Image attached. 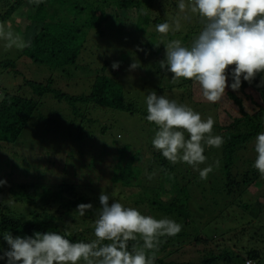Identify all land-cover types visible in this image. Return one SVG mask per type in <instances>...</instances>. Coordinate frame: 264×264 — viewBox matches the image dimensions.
<instances>
[{"label":"trees","instance_id":"obj_1","mask_svg":"<svg viewBox=\"0 0 264 264\" xmlns=\"http://www.w3.org/2000/svg\"><path fill=\"white\" fill-rule=\"evenodd\" d=\"M175 3V0H40L39 3L37 0H0V24L8 26L17 20L24 25L16 34L28 42L24 52L27 59L36 64L50 61H57L60 66L75 64L82 52L86 55L90 48H87L88 37L92 38L93 50H102L107 56L103 50L109 52L122 33L145 36L148 45L144 50L150 49L154 59L149 69L155 76L151 91L191 107L193 111L200 109L202 119L211 116L216 122L212 134L224 138L223 145L218 149L205 147L207 160L200 168L219 161V167H214L206 180H201L199 172L187 164H172L158 151L149 148L151 157L159 160L158 174L152 179L154 181L144 183L142 171L133 166L135 161H141L140 154L125 160L129 150L125 146L116 150L117 161L111 170L112 186L97 187L89 183L88 187L81 188L79 183L83 181L84 174L91 171L95 163L93 159L90 165L83 162L85 154L82 146L91 144L96 134L104 139L110 128L107 124H100V130L96 132L94 123L97 121L89 118V109L129 115L139 111L137 105L128 99L120 69L113 71L105 59L88 76V93L79 95H68L53 89L52 78L48 79L46 88L33 81H23L29 85L30 96L21 93L24 87L19 84L13 85V89L0 86V94L3 95L0 100V173L4 172L3 166L9 169L21 166L31 169L33 177L38 180L35 183H14L12 170L8 179L0 176V180L6 181L0 186V233L9 232L14 238H24L37 232H67L66 238L72 242H89L94 239V222L101 207L98 198L105 193L111 194L113 201L133 207L141 214L156 219L173 216L182 225L181 232L176 236L161 238L155 250V264H192L190 261L194 259L200 260L199 264H264V196L260 201L258 191L251 197L253 202L242 201V195L251 190V185L258 184L260 175L254 172L249 178L248 172L241 169L243 161L254 160V147H248L254 144L256 135L264 131V74H258L251 82H242L238 91L226 89V94L215 104L202 97L199 85L193 81L181 80L174 84L167 66L160 67L165 60L167 44L180 40L183 46H190L205 23L202 19L197 20L192 34L175 31L177 21L172 26L168 18L175 13ZM66 14L72 17L69 21L64 20ZM178 18L183 23L186 21L182 15ZM161 23H168L172 28L167 36L156 31V26ZM183 26L188 29L187 22ZM233 67L229 66V69ZM8 69L12 70L14 78H18L19 72L13 68V62L0 59V71L8 72ZM44 94L51 95L58 102L65 101L70 109L69 117L65 118L60 113L56 119L35 115ZM53 125L55 129L66 130V136H52L56 131L52 130ZM154 127L153 134L157 131ZM25 131L33 136L42 132L41 139L37 141L36 137L33 144L40 149H49L47 155L31 149L24 154L25 150L21 151V148L13 150L12 156L8 154L13 145L24 146L20 138ZM46 139L51 143L44 146ZM102 146L106 147V143ZM74 152L80 155L76 156ZM99 152L104 154L105 151L102 148ZM3 156L5 160H2ZM17 157L19 165L15 163ZM58 158L60 168L55 164ZM70 166L74 168L69 171ZM192 188L201 191L202 201L197 203L192 200L195 198ZM223 197L230 199V204H236L241 213L236 212L238 219L233 217V221L226 226L225 219L219 220L225 229L219 232V236L207 238L200 226L207 232L216 229L213 227L217 221L214 214L217 212L223 216L228 210L223 204ZM89 203L92 209L80 216L77 206ZM202 207L207 209L206 215L210 214L211 223L204 213H200L204 210ZM235 222L240 225L245 222V226L238 229L234 226ZM222 232L234 234L238 246H229ZM0 242V249L7 251L8 245L2 236ZM128 245L131 251L133 245L142 246V240L129 241ZM2 262L5 264V261Z\"/></svg>","mask_w":264,"mask_h":264},{"label":"clouds","instance_id":"obj_2","mask_svg":"<svg viewBox=\"0 0 264 264\" xmlns=\"http://www.w3.org/2000/svg\"><path fill=\"white\" fill-rule=\"evenodd\" d=\"M40 0H37L39 3ZM190 6L205 23L202 31L190 46L172 40L166 46L165 60L174 84L181 80L199 85L202 97L212 103L220 101L226 89L238 91L242 82H251L264 74V0H178L181 12ZM176 30L179 25L175 26ZM172 30L168 23L156 26L162 36ZM0 40L6 48L23 49L28 46L21 35L0 24ZM234 65L229 69V66ZM133 63L131 69L137 68ZM119 68L114 62L112 69ZM3 95L0 94V100ZM146 121L157 128L152 147L172 164L184 163L199 172L206 180L219 161L205 164V147L220 148L224 138L213 135L215 120L202 119L200 113L180 105L167 96H157L150 91L146 96ZM256 159L253 167L264 177V131L255 137ZM6 184L0 180V186ZM100 208L94 222V239L89 242H72L68 233L49 231L34 233L31 237H13L9 232L0 233L8 250L0 249V261L5 264H155V250L162 237H174L182 225L171 218L156 219L141 214L133 207L113 201L111 194L99 195ZM112 201L109 203V201ZM92 204H80V216L92 209ZM142 240V246H132L129 241ZM152 254L149 255L148 253Z\"/></svg>","mask_w":264,"mask_h":264},{"label":"rangeland","instance_id":"obj_3","mask_svg":"<svg viewBox=\"0 0 264 264\" xmlns=\"http://www.w3.org/2000/svg\"><path fill=\"white\" fill-rule=\"evenodd\" d=\"M175 13L173 14V17L168 16L169 20L171 21V25L173 26L174 21L176 20L179 29L178 31L175 29V31L183 34V33H191V30L195 27V23L197 20H201V18L194 13H191L190 6L186 7V10L184 12H181L178 8V0H175ZM186 5H190V0H185ZM157 12V10H156ZM184 17L187 22L188 29L185 30L186 26H183V22L178 17ZM73 16V15H72ZM71 15L66 14L64 17V20H70ZM88 20V19H87ZM175 21V22H176ZM184 21V19H183ZM181 23V25L179 24ZM20 24V25H19ZM197 26V24H196ZM10 28V30L16 34L18 29L24 28V25L19 21L16 20L13 24H8L6 26ZM150 31H153L150 29ZM185 33V34H186ZM91 40L92 38L88 37L87 39V48H89L88 52H85L79 56L78 60L75 64L66 65V66H60L57 61H50L48 63L44 64H36L32 62L31 60L27 59V55L24 52L23 49H16V48H6L5 42L0 40V59L5 58L13 62V68L19 72L17 74L18 78H14L12 74V70L8 69V72H1L0 71V86L13 89V85L21 86L23 89L21 90V93L30 96V89L28 84H24L23 81H33L44 88L47 87L48 79L52 78L53 83V89H56L57 91H62L63 93H66L68 95H79V94H85L88 93L89 88L86 85L88 82V76L92 74L93 71H95L99 66H101L105 59H107V63L109 66H112L114 62L119 63V69H120V75L124 77V86L128 93V99L133 101L139 111L135 115H129L124 112H117L110 113L105 110H99L91 108L89 109L90 114L89 118L97 121L94 123L95 131L98 132L99 125L100 124H107V127L109 128L107 133L105 134L104 139L100 138L98 134H96L95 139L92 141L91 144L83 145L82 152H84L85 156H82V160L86 165H90V161L93 159L95 160V163L93 164V167L90 168L91 171H87V173L84 174V179L79 184L81 188L88 187L89 183L96 185L97 187H105L110 186L112 184L111 178H112V167L115 165L116 150L118 148L122 149L125 146L129 147V150L126 154L125 160L128 158H131L132 156L136 155L137 153L141 156V161H135L133 166L138 167L142 171V177L144 179V183H150L156 178L158 174V162L159 160L157 158L151 157V153L148 151L149 148H153L152 144L150 143V139L154 137L155 134L153 131V128L155 129L154 125L146 121L145 117L147 115L146 112V96L151 91V88L153 86V81L155 76L151 73V70H149L154 63V59H152V54L150 49L147 51L144 50V47L148 45L145 41H148L145 36H139L137 37L136 34H133V36H127V33H122L117 37L118 43L112 47L109 52L104 51V53L107 55H103L102 50H93V45L91 46ZM95 44V43H94ZM151 47V46H150ZM166 52V48H165ZM103 55V56H102ZM136 63L138 65L137 68L131 69L130 65ZM12 69V68H11ZM113 71H117L113 70ZM23 83V84H22ZM43 96L39 100V107L35 115H42L44 118L48 119H56L57 114L60 113L65 118L69 117L70 109L69 106L66 104L65 101L58 102L57 100L53 99L51 95ZM32 96V95H31ZM161 96V95H160ZM36 95L34 96V98ZM129 100V101H130ZM191 108V107H190ZM141 112V114H139ZM196 112V111H195ZM198 113L202 116V111L200 109L197 110ZM55 129V126L53 125L52 130ZM54 134L52 136L56 137H65V131L61 129H55ZM37 136H33L29 134L28 132H24L20 138V141L24 144L23 147H20L18 145H13V147L8 149V154L13 155V150H18L21 148V151L24 154L28 150H32L35 153L42 152L41 155L45 156L46 153L50 151L49 149H46V147H43L44 149H40L35 144V138L37 141L41 139L40 137L43 136L42 132H36ZM106 138V139H105ZM69 142V141H68ZM34 143V144H33ZM51 143V140L46 139L44 146ZM71 143V142H69ZM103 143H106V147L102 146ZM113 144L112 146L110 145ZM65 144V142H64ZM67 144V143H66ZM22 145V144H21ZM68 145V144H67ZM31 146V147H30ZM207 147V146H206ZM254 144H250L248 148H253ZM102 148L104 149V154H100L99 151H102ZM23 149V150H22ZM79 150V148H77ZM41 150V151H40ZM45 150L46 152H43ZM76 150V149H75ZM154 152L156 150L153 149ZM76 154V156H79L80 154ZM95 155V156H94ZM253 159L251 161H243L241 164L242 171L248 172L249 178L252 177L254 172L258 174V171L253 167L254 161L256 159V153L252 154ZM16 158V157H13ZM6 157L3 156L2 160H5ZM60 158L57 159L55 162L56 167L60 168L59 165H61V162L59 161ZM17 162H15L17 165L20 164V159L17 157ZM70 160V159H68ZM14 162V161H13ZM3 166V165H2ZM71 167V166H70ZM69 167V171L72 170L74 167ZM4 172L0 173V176L8 179V176L11 174L12 170V179L14 183H35L38 182L37 177H33V172L31 169H24L21 166H17V168L13 167L9 169L8 167H4ZM2 168V169H3ZM3 171V170H1ZM10 174L8 175V173ZM260 175V174H258ZM260 180L258 181V184L254 183L251 185V190L247 191L244 195H242V201L244 202H253L251 197L253 198L254 195H256L259 191L260 196L259 200L263 201L264 196V177L260 175ZM74 183H77L76 181H73ZM90 184V185H91ZM112 186V185H111ZM194 192V199L195 202L202 201V193L199 189L192 188ZM256 193V194H255ZM223 204L225 205L228 210L226 211V215H220L216 212L214 215L216 216L215 219L217 221L214 222V226L216 229H211V231L207 232L206 229L201 227V230L205 233L207 238H214L216 236L220 235V231L222 229H225L219 222V220H226V223L224 226H226L228 223L233 221V217H236V212L241 213L239 207H237L236 204H230V199L223 197ZM122 202H126L123 199H120ZM233 201V200H232ZM204 210H201L200 213H204V217L210 221L211 223V217L210 214L206 215L207 209L205 207H202ZM215 210V209H211ZM141 212V211H140ZM142 213V212H141ZM218 214V215H217ZM213 217V216H212ZM223 217V218H221ZM231 218V220H228L227 218ZM165 218V217H162ZM161 218V219H162ZM168 218V217H167ZM171 219H174L173 216H170ZM203 219V220H206ZM228 221V222H227ZM201 223V220H200ZM234 226H236L238 229L245 226V222L240 225L238 222L234 223ZM248 227V226H247ZM248 231H250L248 229ZM225 232V231H224ZM222 232L224 235L225 233ZM220 238V237H219ZM224 239L227 240V244L229 246H238V240L235 237L234 234H225ZM246 239V237H245ZM1 243V242H0ZM1 248V246H0ZM188 250V248H184V250ZM185 250V251H186ZM1 254V253H0ZM200 260L194 259L190 261L192 264H199ZM1 264H3L2 261H0ZM221 264V263H220Z\"/></svg>","mask_w":264,"mask_h":264},{"label":"built area","instance_id":"obj_4","mask_svg":"<svg viewBox=\"0 0 264 264\" xmlns=\"http://www.w3.org/2000/svg\"><path fill=\"white\" fill-rule=\"evenodd\" d=\"M248 263H250V262H248Z\"/></svg>","mask_w":264,"mask_h":264}]
</instances>
